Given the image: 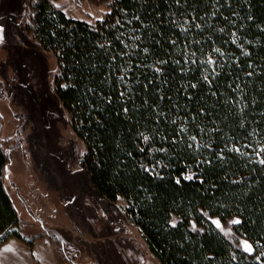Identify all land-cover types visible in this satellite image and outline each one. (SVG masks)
Instances as JSON below:
<instances>
[{
    "label": "trees",
    "instance_id": "obj_1",
    "mask_svg": "<svg viewBox=\"0 0 264 264\" xmlns=\"http://www.w3.org/2000/svg\"><path fill=\"white\" fill-rule=\"evenodd\" d=\"M56 1L32 0L26 28L95 191L124 200L160 264H264V0H110L93 23ZM7 163L0 144V244L22 239ZM212 217L237 218L252 252Z\"/></svg>",
    "mask_w": 264,
    "mask_h": 264
},
{
    "label": "rangeland",
    "instance_id": "obj_2",
    "mask_svg": "<svg viewBox=\"0 0 264 264\" xmlns=\"http://www.w3.org/2000/svg\"><path fill=\"white\" fill-rule=\"evenodd\" d=\"M31 2L0 0V144L8 157L3 185L22 238L0 244V264H160L126 215L124 200L109 201L89 182L85 145L54 92L56 59L26 28ZM109 2L56 4L66 16L93 23L105 16ZM210 220L252 252L251 243L233 231L237 218Z\"/></svg>",
    "mask_w": 264,
    "mask_h": 264
},
{
    "label": "snow or ice",
    "instance_id": "obj_3",
    "mask_svg": "<svg viewBox=\"0 0 264 264\" xmlns=\"http://www.w3.org/2000/svg\"><path fill=\"white\" fill-rule=\"evenodd\" d=\"M249 250H251V249L249 248Z\"/></svg>",
    "mask_w": 264,
    "mask_h": 264
}]
</instances>
